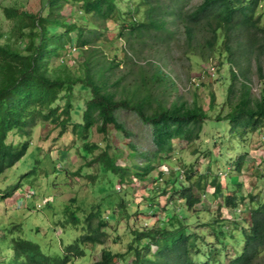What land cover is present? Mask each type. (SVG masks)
Segmentation results:
<instances>
[{
    "label": "trees",
    "instance_id": "1",
    "mask_svg": "<svg viewBox=\"0 0 264 264\" xmlns=\"http://www.w3.org/2000/svg\"><path fill=\"white\" fill-rule=\"evenodd\" d=\"M186 2L138 0L127 10L120 9L117 0H45L37 11L4 6V15L13 22V34L23 44L16 48L0 43V173L27 151L29 140L15 141V133L28 134L37 119L59 127L58 135L70 133L72 139L76 136L85 139L93 125L99 132H106L110 124L125 132L116 111L130 109L151 126L155 145L152 157L158 152L166 158L173 150L174 138L190 142L200 136L207 116L203 104L197 98L189 102L181 96L167 100L163 89L156 92L157 86L163 87L165 82L174 84L159 64H155V70L150 73L138 65L142 67L138 79L124 82L125 74L114 75V66L120 65L118 61H106L105 54L92 52L96 41L106 39L108 19L118 24V37L124 35L131 40L132 51L135 43H147L146 38L167 44L179 31L183 34L187 54L206 57L216 51L229 65L225 101L232 105L225 118L230 121L231 129L237 128L242 133L260 128L264 123V91L253 97L246 73L251 58L264 54V8L259 7L264 0H199L192 7H186ZM66 3H79V10L89 19H68L62 12ZM71 46L86 47L89 51L75 69L62 57ZM58 56L60 62L52 68L50 60ZM258 67L261 71L260 64ZM238 78L242 79L236 93ZM76 89L90 92L84 97L79 120H74L71 113L77 107L73 100ZM59 98L64 99L62 104L56 102ZM213 103L211 93L208 107H213ZM83 147L89 152L96 144L86 140ZM108 147L107 144L94 159L121 182L128 180L131 174L143 179L154 168L144 155L145 163L132 164L130 170L129 164L116 162ZM129 147L131 155H136L135 145L130 143ZM217 152L210 151L209 157ZM240 163L241 159L235 160L234 167L239 168ZM194 171L192 165L185 170L186 182L180 186H176L173 179L168 178L171 182L167 179L162 191L169 189V202L176 204L182 198L187 207H192L207 186L213 187V196L221 193L217 173L209 178L208 172ZM17 187L18 184L0 195L10 196ZM221 195L218 207L224 205L232 211L244 200L239 191ZM68 215L74 223L78 222L73 210H69ZM93 216H98L99 220L91 228ZM185 219L183 214L173 210L165 221L158 219L159 225L135 230L137 244L129 245L134 255L131 264H264L260 259L264 254V200L250 206L246 215L227 218L219 211L211 214L203 221L201 229L191 228ZM84 222L86 231L65 245L63 256L47 254L36 241L13 236L8 264H67L72 256L85 253L82 243L103 241L101 227L106 220L101 218L99 205L85 215ZM225 223L229 224L224 228ZM13 227L20 226L14 224ZM123 255L103 249L100 259L89 264H111L115 257Z\"/></svg>",
    "mask_w": 264,
    "mask_h": 264
},
{
    "label": "rangeland",
    "instance_id": "2",
    "mask_svg": "<svg viewBox=\"0 0 264 264\" xmlns=\"http://www.w3.org/2000/svg\"><path fill=\"white\" fill-rule=\"evenodd\" d=\"M137 1L117 0V4L120 9L127 10L133 8ZM198 1L187 0L186 7H192ZM44 2L0 0V43L16 48L23 44L16 40L12 31L13 22L3 13L4 6L37 11ZM260 5L264 8L262 2ZM62 12L68 19H89L79 10V3H66ZM262 18L264 22V14ZM106 23V39L96 41L92 45L95 48L92 52L105 54L106 61H118L120 65L114 66V75L125 74L124 82L132 83L134 78L138 79V71L142 69L138 65L150 73L155 70V64H159L174 84L167 85L165 82L163 87L166 85V88L157 86L156 92L163 89L167 100L181 96L189 102L197 98L203 104L207 116L200 136L190 142L174 138L173 150L166 158L158 152L152 157L155 145L150 124L144 122L135 111L125 108H119L116 114L128 135L112 124L107 126L106 132H99L93 125L85 139L78 136L72 139L70 133L58 135L59 127L42 119L36 120L28 134L16 132L15 141L28 139L29 145L22 157L0 173V194L18 184L13 196L0 195V264L9 262L13 236L36 241L47 254L63 256L65 245L86 231L84 217L97 205L100 206L101 218L106 220L101 227L103 241L82 243L85 253L72 256L67 264L97 261L103 249L124 254L115 257L111 264H131L134 255L129 245L137 244L134 241L135 230L159 225V220L165 221L173 210L183 214L191 228L201 229L204 227L203 221L208 220L211 214L219 211L227 218L246 215L250 206L264 200V123L260 128L242 133L237 128L231 129L230 121L225 118L232 105L225 101L230 71L223 57L216 51L206 57L187 54L180 31L167 44L146 38L147 43H135L132 51L131 40L124 35L117 36L118 24L113 19H108ZM72 46L62 57L65 62H71L68 63L70 68L75 69L89 51L86 47ZM59 62V56L53 57L50 66L53 68ZM249 63L246 73L249 92L253 97H258L264 91V54L252 57ZM258 64L262 67L261 71ZM241 79L238 78L236 83V93ZM211 93L214 94V103L213 107H208ZM89 94L88 89H76L73 100L77 107L71 111L74 120L81 118L83 100ZM63 100L59 98L56 102L62 104ZM218 114L220 119H217ZM86 140L89 144H96L89 152L83 147ZM130 143L135 145L136 155H131ZM107 144L116 162L129 164L130 170L133 169L132 164L143 165L147 157L154 168L143 179L131 174L128 180L121 182L117 175L104 170L100 161L94 159ZM217 150L209 157L210 151ZM237 159H241V163L236 169L234 162ZM191 165L194 172H208L209 178L217 173L222 184L221 193L213 196V187L207 186L200 200L192 207H187L182 198L176 204L175 201L169 202V189L165 193L162 189L171 179L176 186L185 183V170ZM235 191L244 195L236 211L224 205L218 207L222 192ZM38 203L41 205L37 206ZM66 208L68 212L74 211L78 222L69 219ZM98 220V216L92 217L91 228L97 225ZM14 224L20 227H13ZM226 224L229 223H225L224 228ZM260 259L264 262V254Z\"/></svg>",
    "mask_w": 264,
    "mask_h": 264
},
{
    "label": "built area",
    "instance_id": "3",
    "mask_svg": "<svg viewBox=\"0 0 264 264\" xmlns=\"http://www.w3.org/2000/svg\"><path fill=\"white\" fill-rule=\"evenodd\" d=\"M60 60H62V58L60 59ZM46 202H48L49 201V199L48 198H46V200H45ZM41 204L40 203H38L37 204V206H40Z\"/></svg>",
    "mask_w": 264,
    "mask_h": 264
},
{
    "label": "crops",
    "instance_id": "4",
    "mask_svg": "<svg viewBox=\"0 0 264 264\" xmlns=\"http://www.w3.org/2000/svg\"><path fill=\"white\" fill-rule=\"evenodd\" d=\"M11 196H13V195H11ZM11 196H10V197H11Z\"/></svg>",
    "mask_w": 264,
    "mask_h": 264
}]
</instances>
